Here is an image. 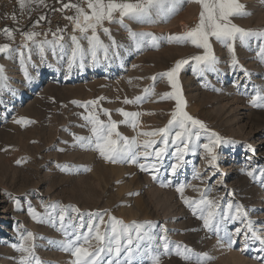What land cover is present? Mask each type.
<instances>
[{"label":"rangeland","instance_id":"374dc122","mask_svg":"<svg viewBox=\"0 0 264 264\" xmlns=\"http://www.w3.org/2000/svg\"><path fill=\"white\" fill-rule=\"evenodd\" d=\"M45 1L52 10L45 14L43 23L37 24L36 18L30 25L26 24V20L22 21V26H30L31 31L40 34L35 37L37 42L53 39V35H41L40 25L47 24L57 10H68L63 8L64 4L78 2ZM239 2L245 5L250 15L233 17L232 22L244 29L264 30V0ZM15 3L16 0L13 3L10 0L9 4ZM82 6L86 7V4ZM69 10L70 16L75 15L74 9ZM200 11V5L195 0H183L179 11L166 22L137 23L125 18L124 24L133 32H149L167 38L182 35L195 27ZM181 22H185L186 26L182 28ZM104 26L110 29L111 37L123 47L110 50L108 59L101 52L96 63L88 55L82 62L83 66L77 60L71 69L67 64L72 48L70 37L81 35L79 32L73 33L71 22L63 32L65 53L57 48L54 55L52 46L46 45L43 62L35 44L29 41L28 47L22 46L24 41L21 34L16 33L9 39L0 32V45H10L8 53H0V66L4 68L7 78L5 87L0 89V264H19L23 254L13 245L24 242L22 237L28 232L35 239L27 243L35 245L34 254L43 264H71L74 258L70 253L61 251L58 244L49 243L65 239L58 230V223L54 228L50 223L38 222L28 211L31 205L38 216L45 217V207L54 203L62 207L71 205L81 212L108 210L110 215L126 224L133 221L151 222L155 236L166 235L173 247L179 244L192 249L194 253L210 254L213 259L209 264H264V259H257L264 257L258 241L248 239L247 248L241 250L245 243V223H228L229 232L242 229L241 234L234 237L238 242L232 248L219 246L215 233L204 228L199 212L194 215L184 203V198L200 200L202 192L210 189L209 199H215L223 206L229 201L242 205L248 212V220L253 222V228L264 235V183L247 174L254 171L259 178L261 170H264V107H253L249 103L255 89L264 90V61L257 55L259 45L264 41L253 39L247 47L237 41L235 55L238 66L233 68L227 47L213 39V52L219 61L218 71L200 76L193 72L191 57L202 54V49L190 43H169L164 39L158 47L145 46L143 50L136 51L126 28L119 23L105 22ZM98 35L105 44L110 43L109 37L102 31ZM80 43L87 48L86 40L81 39ZM182 59L190 61L179 74L187 113L202 121L209 132L234 142L216 149L219 159L215 168L209 164L207 154L200 147L184 156L186 163L173 176L170 165L176 162L172 155L176 148L169 143L159 179L153 180L150 171L141 170L138 164L112 163L99 152L76 144L74 136L91 135V124L85 119L90 113L105 122L109 120L102 109H106L111 120L118 123L117 130L121 135L135 138L137 142L143 138L140 135L142 131L164 127L175 108L173 100L159 99L161 94L171 91L166 79H157L155 94L144 102L125 104L123 101L143 95V90L153 85L151 77L167 71ZM25 70L30 80L25 78ZM245 72L249 75L245 76ZM23 91L31 96L21 102L19 95ZM91 100L98 101L94 109L92 106H80ZM118 109L141 113L135 129L131 124L120 123L124 117ZM152 139L159 140V137ZM207 142L202 136L198 143ZM249 146L255 151L250 150ZM144 162L140 160V163ZM116 166L122 170L117 178L110 172ZM227 167H230L228 171ZM161 181L168 186L162 187ZM179 183L185 184L183 196L176 191ZM153 190H158L157 196ZM71 216L76 219L75 213H71ZM107 218L106 215L105 220ZM153 247L163 253L159 239L153 242ZM230 256H239L241 260L233 262ZM144 264H149V258H145ZM160 264L196 262L185 261L173 252L162 254Z\"/></svg>","mask_w":264,"mask_h":264},{"label":"snow or ice","instance_id":"6c2138e0","mask_svg":"<svg viewBox=\"0 0 264 264\" xmlns=\"http://www.w3.org/2000/svg\"><path fill=\"white\" fill-rule=\"evenodd\" d=\"M20 7L24 8L28 3L43 4V0H18ZM183 0H78L77 3H66L64 9H74L75 15L68 16L73 26V33L79 32L81 35L77 37L75 34L70 37L72 42L71 54L67 57L68 68L71 69L73 64L79 60L83 66V60L90 55L92 62L99 60V54L102 52L105 59H108L110 50L118 49L123 45L111 37L110 29L105 27V22L119 23L121 27L126 28L128 37L132 42L136 51L143 50L145 46L158 47L161 40L166 39L167 42L188 44L202 49L200 55L191 57L192 68L194 74L203 76L207 72L218 71L219 63L213 52L212 40L219 42L227 47L228 52L232 56L231 65L233 68L238 66V60L235 55V44L237 41L242 46H249L250 41H264V30L244 29L232 22L233 17H244L250 15L246 11L245 5L239 0H195L200 5L199 20L195 27L190 28L182 35H170L167 38L157 37L149 32H133L124 24L125 18L133 20L137 23H157L166 22L172 15L179 11ZM86 4V7L82 6ZM118 16V19H117ZM15 20V16H13ZM40 20L45 17L41 16ZM39 21L36 23L38 24ZM36 24L33 25L35 27ZM65 30L57 29L53 33L51 41L45 39L37 42L35 37L40 35L37 32H22L23 47H28L29 41L35 44L40 52L43 62V53L46 45H51L53 54L59 48L61 53H65V44L62 43ZM102 31L109 37V44H105L99 37L98 32ZM4 35L9 39L13 38L14 32L5 28ZM90 33V34H89ZM87 41V48L83 47L80 40ZM10 51L9 44L0 45V53H8ZM118 55V53H114ZM261 61H264V43H260L259 52L257 54ZM23 57V52H21ZM63 58V56L61 57ZM23 64V59L21 60ZM188 59L178 60L173 67L167 71L153 76V85L143 90V95L137 96L131 100L125 98V104H140L144 102L150 95H154V85L158 78L166 79L171 91L160 95V100H173L175 108L171 113L168 123L153 131H142L141 136L144 139L142 143H138L135 138H128L117 130L118 123L111 120L110 113L106 109H102L105 115L109 116L107 122L99 119L94 113H90L85 117L91 124V135L88 137H77L73 139L76 144L84 149H92L106 160L112 163H128L139 165L143 171H150L153 180L159 179L160 167L164 160L165 153L169 143L175 146L176 150L172 155L176 162L170 165V171L173 176L186 163L184 156L189 152H195L197 148L202 147L209 158V164L215 168L219 159L216 149L223 144L234 143L232 141L223 140L215 132H209L202 121L194 118L185 111V101L183 100L182 89L179 83V74L181 69L188 65ZM26 79H31L27 71L24 72ZM249 74L245 72V76ZM6 76L4 68L0 66V89L6 85ZM103 99V98H100ZM76 103V102H74ZM97 100L86 101L80 105L88 108L92 106L94 109ZM249 103L253 107H264V90L255 89L251 94ZM124 117L120 121L123 124H131L133 129L137 126V118L141 115L139 112H127L123 109L117 110ZM18 123L22 121H17ZM207 139V143H198L201 137ZM159 137V140L152 139ZM250 150L253 152L254 149ZM143 159L145 163H140ZM67 167V166H65ZM87 170V169H85ZM253 179H261L264 183V170H261L260 177H256L254 171L247 173ZM198 176V174H197ZM161 186L165 185L161 181ZM185 184L179 183L176 191L183 196ZM210 189H205L201 194L200 200H189L184 198V203L192 209L195 215L199 212V219L203 221V226L209 232H214L217 239V245L232 248L237 244V239L242 229L236 228L235 232H229L228 223L241 221L246 224L244 233V249L247 248V240L252 239L258 241L262 246L260 251H264V235L253 228V222L248 220V212L240 204H233L231 201L223 206L215 199H209L208 193ZM138 193H129L136 195ZM51 208L52 211H48ZM29 214L34 220L41 223H50L54 228L59 225L58 230L63 234L65 239L60 242L50 241L49 243L58 244L61 251L70 253L74 258L71 264H144L145 258H149V264H160L161 255H169L173 252L185 261L195 260L196 264H209L213 257L208 253H194L192 249L176 244L174 247L166 235L157 237L153 234L154 225L151 222L124 223L110 215L108 210L103 212H81L78 208L68 205L61 206L54 203L45 207V217H40L35 210L29 205ZM71 213H75L76 219H73ZM107 215V220L105 216ZM166 231V230H165ZM249 233L251 234L249 236ZM23 241L19 245H13V248L23 255L19 264H43L34 254L35 245H29L28 240H34L35 237L31 232L22 237ZM159 239L163 245V253H160L153 247V242ZM93 241L95 242L93 244ZM264 259V257H257Z\"/></svg>","mask_w":264,"mask_h":264},{"label":"crops","instance_id":"0c3cea01","mask_svg":"<svg viewBox=\"0 0 264 264\" xmlns=\"http://www.w3.org/2000/svg\"><path fill=\"white\" fill-rule=\"evenodd\" d=\"M10 0H0V32L3 37L7 38L4 35L3 30L5 28L13 30L14 34H21L22 32H30V26L26 27L32 22L33 19H37L39 23H43L44 20H40L41 16L45 17L47 12H50V4L43 0V4L28 3L24 8L20 7L18 0L15 4H9ZM15 16V20L13 19ZM26 20V26H22V21Z\"/></svg>","mask_w":264,"mask_h":264},{"label":"built area","instance_id":"2783aa9c","mask_svg":"<svg viewBox=\"0 0 264 264\" xmlns=\"http://www.w3.org/2000/svg\"><path fill=\"white\" fill-rule=\"evenodd\" d=\"M11 2L13 3L15 0H11ZM69 9L65 11L57 10L54 12L47 24L40 25L39 28L41 30V35L44 36V34H46L47 37H51L52 33L57 32L58 28L66 30L65 28L70 22L68 19H66V17L70 16L71 10Z\"/></svg>","mask_w":264,"mask_h":264},{"label":"bare ground","instance_id":"6f19581e","mask_svg":"<svg viewBox=\"0 0 264 264\" xmlns=\"http://www.w3.org/2000/svg\"><path fill=\"white\" fill-rule=\"evenodd\" d=\"M184 21V20H183ZM180 26H182V28L184 27V26H186V23L185 22H181L180 23ZM186 32V31H185ZM257 70V69H256ZM31 96V94L29 93V92H25V91H23L20 95H19V98H20V101L22 102V101H26L29 97ZM241 107H244V106H241ZM237 108H239V107H237ZM185 110L187 111V109L185 108ZM232 110V109H231ZM187 112H189V111H187ZM190 112H192V111H190ZM261 113V112H260ZM190 114V113H189ZM159 115V114H158ZM164 117V116H163ZM168 118H170V117H168ZM152 123V122H151ZM163 125V124H162ZM208 127V126H207ZM137 132V131H136ZM139 138H142V137H139ZM144 139H148V138H146V137H143L141 140H139L138 141V143H142L143 142V140ZM172 152V151H171ZM173 152H175V150H173ZM172 152V153H173ZM89 155V154H88ZM91 156V155H90ZM225 155H223V157H224ZM87 157V156H86ZM85 159H87L88 160V157L87 158H85ZM90 159V158H89ZM226 160V159H225ZM79 162V161H78ZM88 163H90L89 161H88ZM145 163V162H144ZM95 164H96V162H95ZM114 165V164H113ZM118 165V164H117ZM120 165V164H119ZM111 166V165H110ZM117 167V166H116ZM120 168V167H119ZM118 167L117 168H115V169H113L112 171H110L111 172V174L112 175H114V177L115 178H117L119 175H121L122 174V170H121V168L119 169ZM224 168V167H223ZM222 168V169H223ZM230 169V167H227L226 168V170L228 171ZM110 170V169H109ZM130 171V170H129ZM136 171V170H135ZM135 174V173H134ZM133 177H134V175H133ZM138 177V176H137ZM139 179V178H138ZM149 179V178H148ZM220 180V179H219ZM129 184H130V182H129ZM153 185V184H152ZM122 186H123V184H122ZM150 186V185H149ZM136 187V186H135ZM151 187V186H150ZM119 188H120V186H119ZM124 190V189H123ZM128 190V189H127ZM151 190V189H150ZM159 190V189H158ZM158 190H153V192H156L155 193V195L157 194V192H158ZM143 191V190H142ZM147 191V190H146ZM136 192V191H135ZM152 192V193H153ZM171 192V191H170ZM175 192V191H174ZM120 193V192H119ZM150 193V192H149ZM160 193H162V192H160ZM158 195H159V193H158ZM162 195V194H161ZM157 196V195H156ZM170 196V195H169ZM160 201V200H159ZM140 203V202H139ZM136 204H137V202H136ZM163 203H161V205H162ZM160 205V204H159ZM160 205V206H161ZM138 206V205H137ZM164 206V205H163ZM162 207V206H161ZM160 207V208H161ZM141 208V207H140ZM142 214V213H141ZM259 227L261 226V225H258ZM257 226V227H258ZM162 232V231H161ZM162 234V233H161ZM230 257H232V259H234V260H231V261H236L237 262V260L239 259V256L237 257V256H230ZM241 258V257H240ZM239 260H241V259H239ZM238 260V261H239ZM240 263V262H239ZM248 263V262H247ZM246 263V264H247ZM254 264V263H253Z\"/></svg>","mask_w":264,"mask_h":264}]
</instances>
